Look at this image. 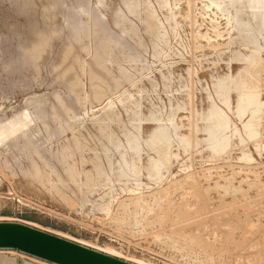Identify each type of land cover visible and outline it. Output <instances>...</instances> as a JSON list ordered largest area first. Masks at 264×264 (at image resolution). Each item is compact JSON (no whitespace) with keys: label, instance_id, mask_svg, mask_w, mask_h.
Listing matches in <instances>:
<instances>
[{"label":"rangeland","instance_id":"1","mask_svg":"<svg viewBox=\"0 0 264 264\" xmlns=\"http://www.w3.org/2000/svg\"><path fill=\"white\" fill-rule=\"evenodd\" d=\"M248 2L0 0V220L137 264H264V108L253 139L235 112L264 103Z\"/></svg>","mask_w":264,"mask_h":264},{"label":"water","instance_id":"2","mask_svg":"<svg viewBox=\"0 0 264 264\" xmlns=\"http://www.w3.org/2000/svg\"><path fill=\"white\" fill-rule=\"evenodd\" d=\"M0 251H17L51 264H133L20 222L0 221ZM22 260L17 259L21 264Z\"/></svg>","mask_w":264,"mask_h":264},{"label":"bare ground","instance_id":"3","mask_svg":"<svg viewBox=\"0 0 264 264\" xmlns=\"http://www.w3.org/2000/svg\"><path fill=\"white\" fill-rule=\"evenodd\" d=\"M17 1V0H16ZM131 1V0H130ZM155 1V0H154ZM233 2L234 1H237V0H232ZM249 0H247V2H248ZM78 2V1H77ZM129 2V1H128ZM251 2H252V4H251V6L253 7V9H256V8H258V5H260V4H264V0H251ZM250 2V3H251ZM235 3H237V2H235ZM243 3V2H242ZM249 3V2H248ZM62 4H64V3H62ZM165 5V4H164ZM233 5V4H232ZM250 5V4H249ZM62 6V5H61ZM65 6V5H64ZM127 6H130V5H128L127 4ZM162 6V5H161ZM248 6V5H247ZM257 6V7H256ZM52 7V6H51ZM81 7V6H80ZM89 7V6H88ZM252 7H251V9H252ZM263 7V6H262ZM72 8H74V7H72ZM130 8V7H129ZM242 8V7H241ZM240 8V9H241ZM98 9V8H97ZM249 9V8H248ZM251 9H249V10H251ZM252 9V10H253ZM74 10V9H73ZM76 10L77 9H75V12H76ZM80 10V9H79ZM79 10H77L78 12H79ZM241 10H243V9H241ZM256 10H258L259 11V9H256ZM224 11V10H223ZM245 11H246V9H245ZM46 12V11H45ZM71 12V11H70ZM81 12V11H80ZM99 12V11H98ZM240 12V11H239ZM238 12V13H239ZM257 12V11H256ZM131 13V12H130ZM161 13V12H160ZM237 13V12H236ZM238 13H237V16H238V18H240L239 17V15H238ZM247 13V12H246ZM259 13V12H258ZM76 14H77V12H76ZM75 14V15H76ZM157 14V13H156ZM223 14V13H222ZM256 15H257V13H256ZM102 17V16H101ZM236 17V16H235ZM89 18V17H88ZM138 18V17H137ZM153 18V17H152ZM237 18V19H238ZM96 19H97V17H96ZM100 19V18H99ZM101 20H103V19H101ZM238 21H240V19H238ZM89 22V21H88ZM117 22V21H116ZM237 22V21H236ZM242 22V21H241ZM240 22V23H241ZM239 23V22H238ZM117 24V23H116ZM123 26V25H122ZM238 26V25H237ZM240 26H242V27H244V28H246L245 30H248V28H247V24H243L242 25V23L240 24ZM256 26H258V25H256ZM259 27V26H258ZM82 28V27H81ZM105 28V27H104ZM243 28V29H244ZM257 28V27H256ZM260 28V27H259ZM258 28V29H259ZM34 29V28H33ZM158 29V28H157ZM241 29V28H240ZM262 29H264L263 27H262ZM82 30V29H81ZM106 30V29H105ZM108 30H109V27H108ZM107 30V31H108ZM78 30H76V32H77ZM249 31H250V29H249ZM79 32H80V30H79ZM97 32V31H96ZM242 32V31H241ZM247 32V31H246ZM257 32H259V30L257 31ZM74 33H75V31H74ZM99 33V32H98ZM157 33V32H156ZM249 33V32H248ZM77 33H75L74 35H76ZM122 34V33H121ZM244 34V33H243ZM41 35V34H40ZM73 35V34H72ZM78 35V34H77ZM83 35V34H82ZM115 35V34H114ZM253 35V34H252ZM258 35V34H257ZM51 36V35H50ZM96 36V35H95ZM124 36V35H123ZM80 37V36H79ZM98 37V36H97ZM115 37V36H114ZM251 37V36H250ZM254 37V36H253ZM252 37V38H253ZM256 37V36H255ZM255 37H254V39H255ZM89 38V37H88ZM120 38V37H119ZM118 37L116 38V39H119ZM257 38V37H256ZM120 40V39H119ZM118 40V41H119ZM95 41V40H94ZM101 41V40H100ZM169 41V40H168ZM155 42V41H154ZM95 43V42H94ZM97 44V43H96ZM157 44V43H156ZM102 45V44H101ZM35 47V46H34ZM37 47V46H36ZM99 48V47H98ZM102 50H104V49H102ZM68 51V50H67ZM105 51V50H104ZM39 53V52H38ZM37 53V54H38ZM69 53V52H68ZM31 54V53H30ZM36 54V55H37ZM24 55V54H23ZM22 55V56H23ZM66 56V55H65ZM24 57V56H23ZM22 57V58H23ZM35 57H37V56H34V58ZM67 57V56H66ZM97 57V56H96ZM20 58V57H19ZM32 58V57H31ZM34 58H32V59H34ZM38 58V57H37ZM36 58V59H37ZM69 57H67V59H68ZM130 58V57H129ZM21 59V58H20ZM17 60V59H16ZM23 60V59H22ZM138 60V59H137ZM24 61H25V59H24ZM23 61V62H24ZM33 61V60H32ZM65 61H66V58H65ZM126 61V60H125ZM72 62V61H71ZM34 65V64H33ZM73 65V64H72ZM35 66V65H34ZM67 70V69H66ZM65 71V70H64ZM63 71V72H64ZM88 71V70H87ZM63 74V73H62ZM65 74V73H64ZM227 77V76H226ZM36 78V77H35ZM63 78V77H62ZM228 78V77H227ZM113 79V78H112ZM97 81V80H96ZM222 82V81H221ZM226 82V81H225ZM121 84V83H120ZM225 84V83H224ZM224 84H220V83H217L216 84V91H217V93H224V89L226 88V85H224ZM239 86V85H238ZM75 87V86H74ZM240 87V86H239ZM242 87H243V84H242ZM241 88V87H240ZM240 88H239V91L241 92V90H240ZM241 89H245V87H243V88H241ZM247 89H249L248 87H247ZM252 89V88H251ZM253 90H254V88H253ZM180 91V90H179ZM246 92V91H245ZM252 92V91H251ZM251 92H246V93H251ZM78 93V92H77ZM225 93H227V92H225ZM245 93V94H246ZM98 94V93H97ZM214 94V93H213ZM240 95L242 94V93H239ZM244 94V93H243ZM252 94V93H251ZM250 94V95H251ZM253 94H257L256 93V91H255V93H254V91H253ZM248 95V94H247ZM249 95V96H250ZM259 95V94H258ZM245 96V95H244ZM257 96V95H256ZM256 96H254L253 95V97H254V99H256ZM241 97H243V96H241ZM252 97V98H253ZM208 98V97H207ZM209 98H210V96H209ZM208 98V99H209ZM240 98V97H239ZM248 98V97H247ZM259 98H260V95H259ZM86 99V98H85ZM99 99V98H98ZM224 99H226V98H224ZM242 99V98H241ZM240 99V100H241ZM243 100H245V99H243ZM85 102V101H84ZM241 102V101H240ZM239 102V103H240ZM223 103H225L226 105H228L229 104V102L228 101H223ZM243 103H244V101H243ZM242 103V104H243ZM39 104V103H38ZM230 106V105H229ZM228 106V108H230ZM239 108H237V107H235L236 109H235V112H236V114L238 115V116H240V117H243V116H247L246 114H248L249 113V117H250V120L247 122V123H245L244 124V130H245V132H246V134H247V136H248V138L249 139H253V138H255L256 136H258L257 135V133H256V131H255V129H254V121L255 120H258L257 119V116L258 115H260V113L263 111L262 109L264 108V103H261V102H258V101H256V100H251V99H248L247 100V102H246V104L243 106V107H241V104H239ZM212 107L213 108H215L213 105H212ZM217 109V108H216ZM40 110V109H39ZM216 111V110H215ZM210 112V111H209ZM208 112V113H209ZM214 112V111H213ZM223 112H221V111H217V115L216 116H220V114H221V119H222V121L221 122H218L217 124H219L218 125V128L219 129H217L219 132L221 131L223 134L222 135H220L221 136V138L217 135V132L216 131H214V133H212V131L213 130H215V129H213L212 131H211V133L209 134L210 135V138H211V140L213 141V148L216 150V148L218 147V146H220V145H224V147H225V144L226 143H230V141H231V138H232V136L231 137H227V135H226V132H227V130H228V128H229V125H230V123H229V121H228V117L226 118V117H224L223 116V114H222ZM137 114V113H136ZM210 114H208V116H209ZM236 115V116H237ZM207 117V116H206ZM209 118H210V116H209ZM212 118V117H211ZM217 118V117H216ZM213 119V118H212ZM218 119V118H217ZM259 119H260V117H259ZM220 120V119H219ZM259 123V122H258ZM258 123H256V125L258 124ZM158 129H159V127H158ZM231 129V128H230ZM164 130V129H163ZM163 130H162V132L160 131V133L161 134H165L164 132H163ZM258 131V130H257ZM158 133H159V131H158ZM139 134V133H138ZM219 134V133H218ZM237 134V133H236ZM16 136V135H15ZM171 136V135H170ZM136 138V137H135ZM134 137L132 138L133 140L135 139ZM165 138V137H164ZM182 138V137H181ZM240 138V137H239ZM257 138V137H256ZM137 139V138H136ZM138 140V139H137ZM136 140V141H137ZM206 140H208L209 141V139H206ZM146 142V141H145ZM154 142V140L152 141V143ZM147 143V142H146ZM151 143V144H152ZM170 143V142H169ZM128 144H130L131 145V149L133 150V152L136 154V156L138 155V153L140 152V146H139V144L138 143H136L135 141H130V142H128ZM148 144V143H147ZM208 144V143H207ZM149 145V144H148ZM211 145V144H210ZM128 146V145H127ZM230 146V145H229ZM119 147H120V145H119ZM223 147V146H222ZM150 148V147H149ZM166 148V147H165ZM167 148H168V146H167ZM221 148V147H220ZM109 149V148H108ZM117 149H118V147H117ZM120 149V148H119ZM130 149V150H131ZM169 149V148H168ZM229 149V148H228ZM222 150V149H221ZM224 150V149H223ZM226 151V150H225ZM224 151V152H225ZM171 152V151H170ZM110 153H111V151H110ZM159 153V152H158ZM157 153V154H158ZM213 153H214V151H213ZM106 154V153H105ZM169 154V153H168ZM172 154V153H171ZM170 154V155H171ZM215 154H217V153H215ZM222 154H223V152H222ZM117 155V154H116ZM166 155V154H165ZM247 156V155H246ZM160 158V157H159ZM158 158V159H159ZM169 158V157H168ZM125 159V158H124ZM246 159H248L247 157H246ZM250 159V158H249ZM161 160V158L159 159V161ZM125 162H126V166H129V170H130V172L131 173H133V174H136L137 175V173H139V172H137V169L135 168V166H134V163L133 162H128L126 159H125ZM154 162H158V161H154ZM153 162V163H154ZM123 163V162H122ZM159 163V162H158ZM157 163V164H158ZM161 163V162H160ZM124 164V163H123ZM123 164H122V166H123ZM156 164V163H155ZM153 165L154 164H152V167H153ZM159 165V164H158ZM157 165V166H158ZM98 167H100V166H97L96 168H98ZM124 167V166H123ZM154 167H155V165H154ZM121 169H122V167H120ZM128 168V167H127ZM138 168V167H137ZM120 169V170H121ZM152 169V168H151ZM156 168H154V169H152V170H155ZM158 169V168H157ZM160 169V168H159ZM34 170V169H33ZM123 170V169H122ZM126 171H129L128 169H125ZM138 170H140V169H138ZM69 171V170H68ZM110 171V170H109ZM158 171V170H157ZM157 171H156V173H157ZM161 171V170H160ZM160 171H158V172H160ZM96 172H97V170H96ZM123 172V174H126L124 171H122ZM153 172V171H152ZM102 173V172H101ZM129 173V172H128ZM130 173V174H131ZM155 173V174H156ZM97 174H98V172H97ZM103 174V173H102ZM112 174V173H111ZM120 174H121V171H120ZM140 174V173H139ZM99 175V174H98ZM150 175V174H149ZM148 175V176H149ZM153 175H154V173H153ZM158 175H159V173L157 174V178L156 179H158ZM103 176V175H102ZM119 176V175H118ZM135 176V175H134ZM139 176V175H138ZM137 176V177H138ZM155 176V175H154ZM108 177V176H107ZM110 177V176H109ZM151 177V176H150ZM160 177V176H159ZM153 178V177H152ZM155 178V177H154ZM162 178V177H161ZM160 178V179H161ZM135 179V178H134ZM159 179V180H160ZM110 180V179H109ZM106 182V181H105ZM160 182V181H159ZM135 195V194H134ZM136 196V195H135ZM141 199V198H140ZM139 201V200H138ZM142 204V203H141ZM0 221H10V222H20V223H24V224H26V225H30V226H32V227H35V228H38V229H41V230H43V231H46V232H48V233H52V234H55V233H53V232H50V231H48V230H46V229H43V228H40V227H37V226H35V225H33V224H30V223H27V222H24V221H14V220H0ZM55 235H58V236H60V237H64V236H61V235H59V234H55ZM64 238H66V237H64ZM66 239H69V238H66ZM70 240H72V239H70ZM72 241H74V240H72ZM78 243H80V242H78ZM82 244V243H81ZM83 245H85V244H83ZM87 246V245H86ZM88 247H90V246H88ZM90 248H92V249H95V250H98V251H101V252H103V253H105V254H108V255H111V256H113V257H116V258H119V257H117V256H115V255H112V254H109V253H106V252H104V251H102V250H99V249H96V248H93V247H90ZM7 253H10L9 255H11V256H8V254ZM12 253H16V255H12ZM18 257H20V259L22 260V262H21V264H39V263H34V262H32V261H26V259H28L27 258V256H25V255H19L18 254V252L17 251H0V264H18L17 263V258ZM31 259H33V260H36V262L38 261V262H40V263H44V264H51V263H47V262H44V261H41V260H38V259H35V258H31ZM30 259V260H31ZM119 259H122V258H119ZM122 260H125V259H122ZM125 261H127V260H125ZM127 262H130V263H133V264H137V263H135V262H132V261H127Z\"/></svg>","mask_w":264,"mask_h":264}]
</instances>
